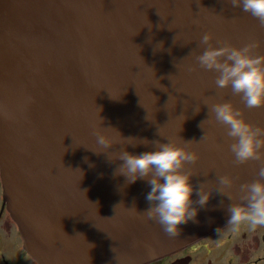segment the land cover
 Returning <instances> with one entry per match:
<instances>
[{"label": "water", "instance_id": "95a60500", "mask_svg": "<svg viewBox=\"0 0 264 264\" xmlns=\"http://www.w3.org/2000/svg\"><path fill=\"white\" fill-rule=\"evenodd\" d=\"M209 32L213 45L258 41L264 55V28L228 0H0L4 199L38 264H143L228 222L233 201L213 191L169 237L143 214L147 180L128 183L115 174L122 160L90 149L100 126L123 137L109 153L154 150L145 140L199 141L191 147L200 159L189 166L194 202L220 175L235 188L257 179L259 162L234 164L207 104L230 101L261 127L264 108H245L198 66L199 40Z\"/></svg>", "mask_w": 264, "mask_h": 264}, {"label": "clouds", "instance_id": "9594fccd", "mask_svg": "<svg viewBox=\"0 0 264 264\" xmlns=\"http://www.w3.org/2000/svg\"><path fill=\"white\" fill-rule=\"evenodd\" d=\"M228 2L234 8L251 15L258 21L260 27L264 28V0H228ZM213 38L214 34L211 32L201 36L199 47L203 48V51L195 57L198 66L213 72L216 89L219 91L230 89L231 94L238 96L245 108H264V55L256 52L260 42L252 41L242 47H236L225 41H217L216 45H213ZM109 93L111 94L110 91ZM207 105L209 118H213L226 130L234 164L259 162L258 178L241 183L235 188L233 177L227 174L220 175L214 187L208 184L200 187L199 199L195 202L192 177L197 173L189 167L200 159L198 151L191 147L195 140H183V143L170 139L167 143L145 140V144H154V150L136 155L124 150L108 152L114 145L122 144V136L116 129L100 126L94 128L92 133L96 144L95 148H90L92 151L97 154L108 153L110 160L120 159L124 162L116 170V175L126 176L128 183H134L138 179L147 180L151 190L146 199L151 202V206L143 214L160 224L169 237H178L179 226L196 218L199 209L193 206L194 203L200 206L207 205L212 192L217 190L233 201L228 208L230 219L227 224L238 226L246 221L252 227L264 226V127L248 121L244 109L236 107L230 101ZM195 111L198 113L200 109ZM205 121L201 123V127ZM206 135L207 133L200 141L204 140ZM120 205L116 206V212ZM151 255L150 252L149 256Z\"/></svg>", "mask_w": 264, "mask_h": 264}, {"label": "flooded vegetation", "instance_id": "af4514ba", "mask_svg": "<svg viewBox=\"0 0 264 264\" xmlns=\"http://www.w3.org/2000/svg\"><path fill=\"white\" fill-rule=\"evenodd\" d=\"M228 223V222H227ZM225 223L201 239L145 264H264V226ZM0 264H38L25 249L4 199L0 168Z\"/></svg>", "mask_w": 264, "mask_h": 264}, {"label": "rangeland", "instance_id": "374dc122", "mask_svg": "<svg viewBox=\"0 0 264 264\" xmlns=\"http://www.w3.org/2000/svg\"><path fill=\"white\" fill-rule=\"evenodd\" d=\"M24 241V240H23ZM147 263V262H146ZM143 264H145V263H143Z\"/></svg>", "mask_w": 264, "mask_h": 264}]
</instances>
